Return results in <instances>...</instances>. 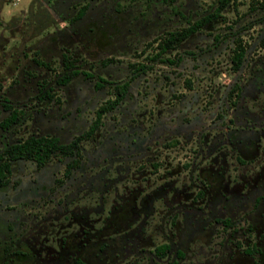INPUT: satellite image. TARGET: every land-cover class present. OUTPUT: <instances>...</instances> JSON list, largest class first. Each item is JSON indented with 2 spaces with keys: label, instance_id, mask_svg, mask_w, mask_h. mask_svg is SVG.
Here are the masks:
<instances>
[{
  "label": "rangeland",
  "instance_id": "rangeland-1",
  "mask_svg": "<svg viewBox=\"0 0 264 264\" xmlns=\"http://www.w3.org/2000/svg\"><path fill=\"white\" fill-rule=\"evenodd\" d=\"M54 2L55 11L50 13ZM216 4L217 0H0V120L8 114L4 105L25 113L19 124L0 128V150L31 135H56L69 142L87 130L98 107L113 98L115 84H130L125 99L104 115L91 139L81 143L82 163L72 177L63 176L70 158L55 156L43 168L28 161L13 164L11 183L0 187V264H46L32 235L38 229L42 240L56 239L54 246L71 229L79 235L70 221L72 210L84 207L89 221L100 224L104 215L95 214V208H102L97 207L99 192L81 180L102 171L112 151L116 158L108 161V178L117 169L125 175L119 174L121 178L103 195L105 210L119 203L121 196L128 197L131 187L153 192L170 172L188 182L190 171L197 173L210 163L216 168L215 163L223 161L232 173L244 168L254 172L263 166L264 10L249 11L247 0L237 7L230 5L223 18L151 60L158 39L212 11ZM84 6L85 15L79 19L76 14ZM234 39L246 47L235 72L229 60ZM63 54L81 71L66 86L56 83L66 72ZM139 63L147 68L137 72L132 65ZM82 73L93 77L86 79ZM101 80L104 86L96 90L94 85ZM234 84L240 86L239 99ZM44 87L49 94L42 96ZM234 100L236 107L231 104ZM245 122L252 127L253 134L247 138L254 141L251 148L257 152L248 155L242 167L227 133L246 129ZM101 182L103 187L107 183L105 178ZM233 184L231 190L237 191ZM157 194L150 197L155 199ZM135 204L149 213L128 211L129 223L112 234L122 248L109 247L103 257H95L99 264H226L218 259L220 253L234 250L238 243L245 248L258 237L264 242V228L257 237L251 232L247 237L243 209L220 213V218L230 216L233 223L224 227L210 222L199 227L198 236L191 240L177 233L184 225L182 215L177 214L178 222L171 223L166 203L155 199L149 204L141 195ZM203 207L205 201L193 203L188 212ZM45 217L56 224L41 223L38 228ZM44 227L50 229L41 230ZM99 228L92 241L107 238ZM163 243H170L171 252L156 258L153 249ZM17 253L28 254V260ZM71 259L64 264L73 263Z\"/></svg>",
  "mask_w": 264,
  "mask_h": 264
},
{
  "label": "flooded vegetation",
  "instance_id": "flooded-vegetation-1",
  "mask_svg": "<svg viewBox=\"0 0 264 264\" xmlns=\"http://www.w3.org/2000/svg\"><path fill=\"white\" fill-rule=\"evenodd\" d=\"M44 4L46 6L47 3L44 2ZM55 4L57 3L54 2L51 5L50 13L55 11L54 10V6H56ZM189 38H187L186 40H188ZM186 40H184L182 43H184ZM80 72L77 75H75L72 79L78 76ZM82 74L84 75V78L90 79L84 73ZM57 81L58 79L56 80V83ZM121 84H124V82ZM121 84H115L114 86L121 85ZM61 86H64V85H61ZM103 86L104 85L101 80L95 83L94 88L96 90H100ZM129 88L130 86H128V90H127L125 97L129 93ZM232 89L237 94L236 97L239 99L240 98L239 96L240 86L238 84H234ZM45 91H47L46 88H45ZM125 97L120 101V103L125 99ZM120 103L116 106V108L120 105ZM231 104L233 107H236L237 101L234 100ZM240 114H243L244 116L246 115V113H240ZM95 118H96V115L93 121L91 122V124L94 122ZM244 121H247V119H244ZM245 126H246V129L244 127L240 129L233 128L230 132L227 133L228 142L231 145L236 146L235 149L238 151V155L236 157H237L238 162L240 163V166L242 167H244L243 165H245L246 163L245 161L247 160V156L248 155L253 156L255 152H257L255 148L254 149L251 148V146L254 145V141L250 138V136L253 134L252 127L251 126L247 127V122H245ZM154 127L155 126L152 127L153 130H154ZM153 130L152 131L150 130L149 135H148L149 137L152 135ZM247 134H250L248 138H247ZM260 134L261 135L264 134V126L260 129ZM91 137L89 139H91ZM3 150H0V152H2ZM114 152L115 151L110 152V156L107 157L105 161L108 160L112 163L113 160L116 158V154ZM19 161H24V160L12 161L11 163L12 173L10 176L9 184L11 183V178L13 174V164ZM108 161L106 162V164L108 165L107 166L102 165L101 167H104L103 170L99 171L98 174L92 177L90 180H89V177L88 178L84 177L85 181L81 180V182L86 183V186L89 185L90 187L91 185L92 190L94 189L99 192L98 195L101 197V199L100 197H98L99 202L97 204V207H99V204H101L102 208L99 207V210L95 208V211L97 212L95 214L101 213L102 215H104L103 217L100 218L99 225H94L93 223L89 221L88 216L84 213L85 208L83 207L79 209V211L72 210L73 211V213L71 214L72 220H70L72 223L74 222L77 225L79 235H76L75 232H72V229H71L70 231H68V233H66L65 235H62L61 241L58 244V246H54L53 244L55 243H52L56 239L52 238L49 240L47 239L42 240V238H40V234L42 233H40L38 229L34 231L32 237L35 238L34 242L35 244H37V246H39L38 250L40 251V253H43L42 257L46 258L45 259L46 264H64V262H66L68 258H72L71 259L72 261L74 260L73 263H70V264H99L95 257H98V259H100V257H103V254L109 251V247H112V248L115 247L116 249H121L122 247L116 243L117 239L116 237L112 236V234L120 228L121 224L123 227V224L129 223L128 211L132 210L133 212V208H134L133 213L142 214V215L149 213L148 211H143L142 209L137 208L138 204H135V199H137L141 195L143 196V199L145 198L148 199L149 204H152L153 200L155 199L157 201H161L163 204L166 203L168 205V213L166 214L171 216V223L172 221L178 222V217L182 215V220L184 222V225L181 228L178 227L177 233L182 234L183 237L185 236L189 237L190 239L195 236H198L199 232L198 231L195 232V231L197 229L199 230V227L203 228L204 226H207V224L213 221L220 222L224 225V227H228L230 224L233 223L230 216H224L220 218L219 214L228 213V212L230 213L234 210V207H235V210L237 211H239L240 209L247 211V215H246L247 228L245 230V232L247 231V237H251V233H253V236L257 237L258 233L261 232L260 229L264 228V164L260 169H257V171H254V172L248 171L249 168L247 169L244 168L243 169L244 171L239 170L238 172L232 173L228 171V167L225 166V162L223 161L220 163L216 162L215 163L216 168H214L212 164L210 163L208 167L201 168L199 171H197V173H194V172L192 173V171H190L189 173L190 178L188 182L186 180L185 182L182 179L181 180L176 179L175 178L176 176L172 174V172H170L168 174L169 176L167 177L168 180L165 183H163L161 187L153 190V192L158 193L155 199L150 197V195L153 192H144V190L142 189L131 187L133 189L131 193L128 195V197L121 196V198H119L120 200L119 203L115 205L111 204L112 205V206L110 205L111 208H108V209L106 208L105 210L103 209V204H104L103 199H105L104 196L106 197L105 195L106 192L112 188L113 182L115 180L120 179L122 176L124 177L125 175L123 173H117L119 172V170L117 169L116 173L115 174L113 173V175H111L110 178H108L109 173L107 171H109V164H110V162ZM28 162H31V161H28ZM67 163L65 164V168L63 171L64 178L72 177L74 171L77 170L81 166V163H82L81 144H80L79 163L77 166H74L70 170V173L68 175H66L65 173L66 168H67L66 167ZM92 163L94 166H96L97 162L96 163L92 162ZM101 164H103V162H101ZM44 166L42 167L36 166V167L43 168ZM153 167H155V165H153ZM118 175L121 177L119 178ZM103 178H105L107 181V183L104 184V187L102 186L103 182H101ZM115 183H118L121 186V183L117 181ZM231 183H234L232 186H234V188H236L237 191L231 190L232 188ZM193 188H194V192H192ZM156 190H159V191H156ZM88 192H85V193H88ZM165 194H166L165 197L161 196ZM129 197L132 199V201L129 200L130 199ZM251 200H252V203L250 202ZM199 201L201 203H204L205 201V207H203L201 210L195 209L192 212L191 211L188 212L189 208L192 207L193 203L199 204L200 203ZM120 204L122 206H119ZM253 209L255 210L254 216H252L251 214V211H253ZM176 215L178 217H176ZM193 216H196V219L193 218ZM40 220L41 221L39 222L40 224L38 228L42 227L41 223H44V225H46L45 227H49V223H51V221L49 222L48 217H45V220L44 219H40ZM55 221L56 220H54V222ZM54 224H52L51 226H53ZM45 227L41 228V230L44 231L46 229H50V228H45ZM98 227H100L99 231L102 233V236L103 237L106 236L107 238L101 239V241H92V237H94ZM183 233H185L186 235L184 236ZM182 236H181V240H183ZM261 236L264 237V232L263 234H261ZM257 239H259V237L255 238L254 241L251 242V244L247 243L245 248H241L238 245L239 244L238 243L237 246H235L236 248L234 250L227 249L224 253H220L218 256V259L222 260L226 264H264V242L261 240L259 241ZM144 241H146V239H144ZM161 245L168 246V251L164 256H161L157 252V249ZM64 250H67V251H64ZM95 251L100 252V253H95ZM44 252H47V254ZM170 252H171L170 243H163V244L157 245L153 249V253L155 254L156 258H164L168 256ZM179 252H181V256H182L183 255L182 251H179ZM17 255H20L21 256L20 259H22L23 261H27L29 258V255L25 253H17ZM31 258H34V257H31Z\"/></svg>",
  "mask_w": 264,
  "mask_h": 264
},
{
  "label": "trees",
  "instance_id": "trees-1",
  "mask_svg": "<svg viewBox=\"0 0 264 264\" xmlns=\"http://www.w3.org/2000/svg\"><path fill=\"white\" fill-rule=\"evenodd\" d=\"M242 1L244 0H217L216 7L212 11H209L194 20H189L187 25L180 29L167 32L164 37L157 40V51L153 54L151 60L159 59L166 52L177 49L184 40L203 29L209 23L223 18V12L227 7L230 5L237 7V5ZM247 1L249 11L257 9L264 10V0ZM85 10L86 7H82L77 12L76 17H82ZM245 53V45H242L241 41L236 42V39H234L232 54L229 58L232 71L235 72L240 69ZM170 61L172 62V60ZM62 62L66 72L58 78L57 84L65 86L80 71L75 68L73 59H70L65 54L62 56ZM132 66L134 67V70L139 72L147 68L146 65L142 63ZM84 74L89 78L93 77V75L89 73ZM185 84L189 88L191 87L190 80H186ZM128 86L129 83L127 82L114 86L113 98L107 99L98 107L95 113L96 118L94 122L86 131L75 136L70 142H62L60 138L55 135L43 134L31 135L14 143L8 144L5 149L0 152V187H4L9 184L12 173L11 163L12 161L17 160L31 161L36 164V166L42 167L49 163L55 156L65 159L70 158L71 161L67 163L65 171L66 175H68L70 170L79 163L81 142L89 139L95 131L99 129L102 124L103 116L112 112L116 108L120 101L125 97ZM48 94V91H44L42 93L44 96ZM4 109L8 112V114L0 120V127L3 130H7L13 125L19 124L24 118L25 113L22 109L12 107L11 105H4ZM167 251V245H161L157 249V252L161 256H164Z\"/></svg>",
  "mask_w": 264,
  "mask_h": 264
},
{
  "label": "built area",
  "instance_id": "built-area-1",
  "mask_svg": "<svg viewBox=\"0 0 264 264\" xmlns=\"http://www.w3.org/2000/svg\"><path fill=\"white\" fill-rule=\"evenodd\" d=\"M15 1H17V2H18L19 0H15Z\"/></svg>",
  "mask_w": 264,
  "mask_h": 264
}]
</instances>
